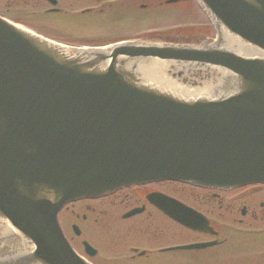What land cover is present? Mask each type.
I'll list each match as a JSON object with an SVG mask.
<instances>
[{"label":"water","instance_id":"water-1","mask_svg":"<svg viewBox=\"0 0 264 264\" xmlns=\"http://www.w3.org/2000/svg\"><path fill=\"white\" fill-rule=\"evenodd\" d=\"M197 2L215 43L67 48L0 18V219L28 250L0 264H89L57 222L69 201L163 179L264 183V0ZM159 59L229 72L208 93L163 78Z\"/></svg>","mask_w":264,"mask_h":264},{"label":"flooded vegetation","instance_id":"flooded-vegetation-1","mask_svg":"<svg viewBox=\"0 0 264 264\" xmlns=\"http://www.w3.org/2000/svg\"><path fill=\"white\" fill-rule=\"evenodd\" d=\"M192 0H75L82 27L115 36L178 35L177 29L148 20L177 4L190 5ZM63 0H58L62 4ZM50 10V9H48ZM60 8L59 12L64 13ZM164 31V32H162ZM161 32V33H159ZM162 192L195 209L207 221L205 232L190 230L165 216L148 200V194ZM142 211L129 219L122 215L132 208ZM78 212H76V210ZM82 220L91 215L94 229L106 234L118 225L124 235H133L132 245L125 243L121 252L132 253L125 262L155 264H264V185H246L234 189H210L177 182L150 183L118 190L94 200H80L65 208ZM82 214H79V213ZM120 222V223H119ZM92 223V224H93ZM207 238V239H204ZM202 240L216 244L202 251H169L152 257L147 252H162L163 247ZM138 246L135 243H139ZM142 246V247H141ZM113 252V251H111ZM176 252H198L178 254ZM144 259H143V258Z\"/></svg>","mask_w":264,"mask_h":264},{"label":"rangeland","instance_id":"rangeland-1","mask_svg":"<svg viewBox=\"0 0 264 264\" xmlns=\"http://www.w3.org/2000/svg\"><path fill=\"white\" fill-rule=\"evenodd\" d=\"M34 0H0V15L24 26L27 29H31L37 33L53 38L55 41L68 40L77 41L85 40L90 38H97L103 34L97 32H85L79 34L75 17L68 18L64 16H52L51 14L45 15L43 13L44 5L35 6ZM192 9H184L183 11L179 8L175 11L173 8L163 14L151 17L147 22L148 25H170L175 23L177 26L183 24H190L193 21ZM195 20L203 22V17H194ZM92 213L88 214V221H81L76 219L75 216L66 213L65 219L67 222H63L64 229L69 236H73L70 231L71 223H78L83 229L82 236L78 239H73L72 243L75 248L80 249V240L85 239L88 242L94 243L95 247H98V255L94 259L96 264H119L116 262L120 256H130V252H121V246L128 243L132 245L133 235L123 236L124 232L121 231L118 225H113V228L105 233V230L94 229V223L92 220ZM93 223V224H92ZM120 223V222H119ZM99 244V245H98ZM140 246L139 243H135ZM142 247V246H141ZM113 251V252H111ZM143 258V257H142ZM144 259V258H143ZM120 262V264H147L148 262ZM153 264L155 262L153 261Z\"/></svg>","mask_w":264,"mask_h":264},{"label":"bare ground","instance_id":"bare-ground-1","mask_svg":"<svg viewBox=\"0 0 264 264\" xmlns=\"http://www.w3.org/2000/svg\"><path fill=\"white\" fill-rule=\"evenodd\" d=\"M185 9H186V8H185ZM186 10H188V9H186ZM191 13L193 14L194 17L196 16L194 12L191 11ZM184 33H186V32H184Z\"/></svg>","mask_w":264,"mask_h":264}]
</instances>
